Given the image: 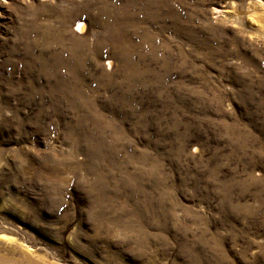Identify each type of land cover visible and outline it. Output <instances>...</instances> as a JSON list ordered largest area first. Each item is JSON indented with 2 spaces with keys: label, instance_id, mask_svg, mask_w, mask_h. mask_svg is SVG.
Masks as SVG:
<instances>
[{
  "label": "rangeland",
  "instance_id": "374dc122",
  "mask_svg": "<svg viewBox=\"0 0 264 264\" xmlns=\"http://www.w3.org/2000/svg\"><path fill=\"white\" fill-rule=\"evenodd\" d=\"M0 264H264V0H0Z\"/></svg>",
  "mask_w": 264,
  "mask_h": 264
},
{
  "label": "bare ground",
  "instance_id": "6f19581e",
  "mask_svg": "<svg viewBox=\"0 0 264 264\" xmlns=\"http://www.w3.org/2000/svg\"><path fill=\"white\" fill-rule=\"evenodd\" d=\"M83 30H84V27L82 26Z\"/></svg>",
  "mask_w": 264,
  "mask_h": 264
}]
</instances>
